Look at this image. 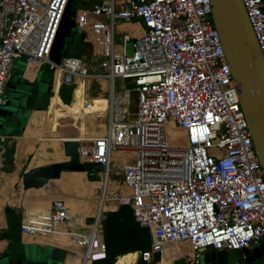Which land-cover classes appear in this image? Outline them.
Segmentation results:
<instances>
[{
    "label": "built area",
    "instance_id": "1",
    "mask_svg": "<svg viewBox=\"0 0 264 264\" xmlns=\"http://www.w3.org/2000/svg\"><path fill=\"white\" fill-rule=\"evenodd\" d=\"M69 1L0 0V104L20 58L31 82L48 65L52 95L56 86H73L80 78L90 81L88 93L98 85L95 96L110 100L105 129L84 146L76 143L75 151L78 161L95 171L94 181L104 183L96 194L120 176L117 191L106 188L104 199L116 206L75 221L65 200L55 198L45 220L26 222L24 210L20 235L66 236L67 247L55 246L77 264H92L107 257L106 214L128 206L134 221L149 230V246L134 252L133 264H156L153 255L159 253L161 261L172 246L180 247L172 263L185 264H201L209 249L264 246V171L210 1L100 0L77 8L73 23L88 52L54 62L50 55ZM241 2L264 61V0ZM123 24L142 32L118 30ZM29 65L32 78L25 76ZM99 77L105 78V89ZM115 77L133 79V113L129 91H123L126 103L114 92Z\"/></svg>",
    "mask_w": 264,
    "mask_h": 264
},
{
    "label": "water",
    "instance_id": "2",
    "mask_svg": "<svg viewBox=\"0 0 264 264\" xmlns=\"http://www.w3.org/2000/svg\"><path fill=\"white\" fill-rule=\"evenodd\" d=\"M209 1L212 22L219 33L227 64L237 86L241 108L248 122L253 146L264 171V61L241 0ZM68 5L62 24L68 17H74L68 9ZM71 20L72 24L69 28L74 27V18ZM69 34L58 33L56 48L53 52V55L57 58L65 56L68 52L69 43H66V37ZM25 85L30 84L27 82ZM30 86L32 87V84ZM50 87L51 84L47 87L48 91ZM36 92H34L33 87L29 92L15 87L12 90L13 100L6 103V106L11 107L8 108L9 110H3V115H0V125L16 124L19 121L18 118H21V112L35 100L41 90L37 89ZM29 116L30 113L28 118ZM28 118L21 131H23ZM70 143L74 144L75 142L68 140L64 142L65 154L68 157L70 155L66 148ZM1 156L0 153V166ZM88 168L87 164L80 163L78 160L37 166L28 170L22 177L23 186L25 189L34 187L37 185L39 178H59L63 170L86 172ZM25 209L24 205L20 203L15 208L7 206L4 209L7 227L0 229V242H4L0 250V264H58L63 262L64 257L68 254L65 250L44 245H37L34 248L35 245H25L20 242L19 226ZM115 216L117 217L116 214L110 213L107 221L111 223L112 227L110 236L105 238L107 245H109L107 257L92 264H113L118 256L141 250L149 243V230L147 228L139 227L134 222H112L111 218L113 219ZM87 217L90 218L91 216L85 218ZM263 255L264 246H261L254 249L210 251L204 253L202 258L208 264H255V260ZM59 256L60 259H57ZM153 261L156 264L160 262L159 253L153 255Z\"/></svg>",
    "mask_w": 264,
    "mask_h": 264
},
{
    "label": "bare ground",
    "instance_id": "3",
    "mask_svg": "<svg viewBox=\"0 0 264 264\" xmlns=\"http://www.w3.org/2000/svg\"><path fill=\"white\" fill-rule=\"evenodd\" d=\"M25 76L28 78L33 77L30 74H25ZM99 78L105 79L104 77ZM83 83H85L84 79L80 78L77 80L75 85H81ZM54 91L55 93L50 97L49 106L46 110H35L30 114L22 135L25 134L27 136H33L34 138H19L16 153V170L12 173L3 174L0 194L8 184L11 186L17 179L16 171L21 167L22 160L25 155L33 153V157L29 165L30 167L66 161L69 157L65 154L64 150L65 140L74 141L78 143L79 146H84L87 141L94 139L103 133L105 129V112L110 106V100L107 99L106 96H103L102 110L99 114L96 113L94 116V126H92L87 123V119H90L89 115L87 116V113H89V109L91 107L86 109L85 103L79 105L78 99L74 96V94L68 93L58 86L55 87ZM118 94L120 95L121 93ZM127 96V94H122L121 96L122 101L125 103L127 101ZM95 108L96 107L94 106V113L96 112ZM91 129L93 130V133L89 132ZM57 131L60 132L61 136L57 133ZM77 137H80L79 141H75L74 138ZM84 139L86 140L83 141ZM80 172L81 171L78 170H63L59 178H39L36 186L28 189L22 187L19 203L24 205L26 209L35 206L38 209L45 211V216L41 217V220L46 219L50 201L55 198L65 200L67 206L74 215L73 220L75 219V221H83L86 216L97 215L102 209H110L113 207L115 205L113 199H109L108 203H104V199L106 190L114 187L115 181L107 180L104 192L100 195L96 194V188H103L104 183L92 180V187L95 196L94 206L80 211L79 206L81 204L77 201H80L81 197L78 196L74 188V181L77 177H80ZM14 193L17 192L14 191ZM11 203L15 204L14 199H12ZM56 227L60 228L59 225ZM60 237L61 236L55 238L42 237V239L48 243L56 242L61 247L66 246L65 240ZM63 238H66V236ZM172 247L177 250L180 248L179 246ZM1 249L2 247L0 245V250ZM167 252L168 249L164 251L160 264H172L171 258L176 253H174L173 250H170L171 254H167ZM183 252H186V250H183ZM68 255L69 253L67 256ZM73 257L74 256H68L65 264H73L76 262L72 259Z\"/></svg>",
    "mask_w": 264,
    "mask_h": 264
},
{
    "label": "crops",
    "instance_id": "4",
    "mask_svg": "<svg viewBox=\"0 0 264 264\" xmlns=\"http://www.w3.org/2000/svg\"><path fill=\"white\" fill-rule=\"evenodd\" d=\"M119 29L120 30H127V31L131 32L132 34H140V32H142L141 31L142 28L140 30H138L137 27H135V31H134V26L130 25V24L120 25ZM84 44H86V43H84ZM86 50H88V47L86 48ZM15 65L16 64L14 63V67H15ZM25 74H30L32 76L34 75V70H33V66L32 65L28 66ZM21 76H22V79H24V81L32 83L31 81L25 80L24 71H22V75ZM99 84H100L102 89L103 88L105 89L107 82H106L105 79L99 78ZM89 85H90V81H87V82H85V83H83L81 85H75V86H77L76 87L77 89H80L82 91L81 92V94H82V103H88V104L94 105L93 103H95V102H99V101L102 102L103 99H104L103 98L104 95H102V93H100L97 96H88L89 93L87 91V88H88ZM51 96H52V93H51L50 97ZM50 97H49L48 105L44 106V107L43 106H37L38 102L34 100L33 103H32V107L29 108L30 114L33 111H35V110H46L47 107L49 106ZM102 104H103V102H102ZM33 105H36V106H33ZM35 107H40V108H36L35 109ZM18 124H19V122H17L16 124H11V125H7V126H1L0 125V153L2 155L1 156L2 157L1 166H0V186H1L2 179H3V174L12 173V172H14L16 170V153H17V147H18V144H19V138H34L33 136H27L25 134L22 135L23 131L21 132V134L15 132V130L18 129V128L22 129V127H20ZM57 133L61 136L60 132L57 131ZM67 139H69V138H67ZM74 139H75V141H79L80 137H77V138H74ZM10 148H13L12 154L9 151ZM9 156H11V159H9ZM28 156H29L28 167L22 173V169H23V166H24V160ZM32 157H33V153H29V154L24 156V158L22 160L21 167L16 171L17 179L15 180L14 183H12L11 186H10V184H8L5 187V189L3 190V192L0 194V229H5L7 227V218H6V215H5V212H4L5 207L9 206V207L15 208V207L18 206V203H19V200H20V197H21L22 185H23L22 177L25 175V173L28 170H30V169H32L34 167H37V166H33V167L29 166ZM68 160H71V156H69ZM68 160H66V161H68ZM61 162H63V161H61ZM39 166H41V165H39ZM80 173H82L83 175L81 177H77V179H75V181H74L76 187L80 185V182H79L80 179H82V178L83 179H85V178L88 179L85 171H81ZM88 180L90 181V185H88L87 189L86 188L83 189V190L80 189V188L76 189V192L78 194H80L81 199L82 200L86 199V201H87V202L82 203L79 206L80 211L86 210L89 207L92 208L94 206L95 196H94L93 187H92V184H91L92 180H90V179H88ZM17 185H19L21 189L20 188L19 189H15V187ZM86 186H87V184H86ZM14 191H16L17 193H14ZM12 199H14L15 204L11 203ZM114 207H115V205L113 207H111V208H114ZM24 215H25L24 218L26 219V222H29V221L36 220V218L37 219H41V217L45 216V211H42V210L38 209L35 206H32L29 209L25 210V214ZM50 238H55V237H50ZM60 238L65 240V244H66V246H62V247H67L69 245V243L66 240V238H63V237H60ZM20 242L22 244H25V245H28V244L29 245H44V246H48V247H53L55 249L64 250L62 248L56 247L55 246L56 244H54L56 242H51V243L45 242L42 239V237H32V236H29V235H21ZM3 243L4 242L1 241L0 245L2 246ZM170 250H173L174 253H177V249L176 248L170 247V248H168L167 254H171ZM68 256H73V255L69 253ZM67 257H65V261H64L63 264L66 263ZM135 258H136V253H134V252L124 253V254L118 256L113 264H133ZM172 258H171V262H172ZM174 263H172V264H174Z\"/></svg>",
    "mask_w": 264,
    "mask_h": 264
},
{
    "label": "rangeland",
    "instance_id": "5",
    "mask_svg": "<svg viewBox=\"0 0 264 264\" xmlns=\"http://www.w3.org/2000/svg\"><path fill=\"white\" fill-rule=\"evenodd\" d=\"M96 1L98 2L100 0H86V1L70 0L69 5H68V9L71 11V14L74 15V12L76 11L77 8H82L84 6H90L93 3H95ZM70 18L73 19L74 17L73 18L68 17L66 20H64L63 24H62V28L60 27L61 29L59 31L60 33H64V34L70 33L66 37V43H69V49H68V52L66 53V55H68V56L80 55L81 53H86V52H88V50H86L88 45L84 44L82 32L79 28H77L76 26L69 28L70 25L72 24V20ZM118 30H120V29H118ZM115 42L120 43L118 32L115 35ZM126 52L128 55L132 54V52H133L132 41H130L126 44ZM50 60L54 61V62H58L59 58H57L56 56L51 54ZM15 64H16L15 67H13V69L9 73L8 83L5 87V92H4V95L2 97V103L0 104V115H3V110H9L8 108L11 107V106H6V103H7V101L13 100L12 90L15 87L22 88L26 92L31 91L32 87L34 89V92H36L37 89L39 91L41 90L40 94L37 95V97H35V101L38 102V106H43V107L47 106L48 101H49V97L51 95V93L49 92L50 90L49 91L47 90L48 85L51 84V81H52V71L49 70L48 65H43L40 68V70L36 76V79L32 83L28 82L30 85L32 84V87H31L30 85H25L27 83V81H24V79H22V76H21L22 71H24V69H25V60L23 58L17 59L15 61ZM9 81H10V84H9ZM58 87L63 89L64 91H66L68 93L74 94V96H76L78 99L79 105L82 104V94H81L82 91L80 89H77L76 88L77 86L73 85V86H58ZM113 87H114L115 93H121L119 96H122V94H123L122 92L125 89H127L129 91V97H128V99H129V111L131 113H133L136 109V98H135V93L133 90L134 89L133 79H122L120 77H115L114 82H113ZM45 90H47L46 93L44 92ZM98 90H99L98 85H94L93 89L90 88L89 93L91 96H95L97 94ZM36 93H38V92H36ZM31 104L27 108H25V110L23 112H21V115H20L21 118H18L19 119L18 125L20 127L23 126L26 119L28 118V115L30 113L29 108L32 107ZM93 104L96 107L95 113L99 114L102 110V105H103L102 102L99 101V102H95ZM34 106H36V105H34ZM15 132L21 134L22 131L20 128H18L15 130ZM69 152L72 154L75 153V145H73V144L69 145ZM28 162H29V156L24 160V166L22 169V173L25 169H27ZM87 174L88 173L86 172V175ZM112 179L115 181V186L112 187L111 189L117 191V189H118L117 186L119 185L118 182H120V176L119 175L114 176V177H112ZM86 184H87V186H86ZM91 184L93 185L92 182H91ZM88 185H90V181L87 178H85L83 180L84 189L85 188L87 189ZM22 187H24V186L22 185ZM19 188H20L19 185H17L15 187V189H19ZM111 229H112L111 223L107 222L106 231L109 230V232H110ZM107 236L109 237L110 235H107ZM148 246H149V243L146 247H148ZM33 247L36 248L37 245H35ZM254 263L255 264H264V255L261 258L256 259ZM58 264H63V262H59ZM100 264H102V263H100ZM174 264H185V263L183 260H178V261H175ZM201 264H208V263H205L203 258H202Z\"/></svg>",
    "mask_w": 264,
    "mask_h": 264
},
{
    "label": "trees",
    "instance_id": "6",
    "mask_svg": "<svg viewBox=\"0 0 264 264\" xmlns=\"http://www.w3.org/2000/svg\"><path fill=\"white\" fill-rule=\"evenodd\" d=\"M9 84H10V81H9ZM31 105H32V104H31ZM33 106H34V105H33ZM36 108H39V107H35V109H36ZM42 109H43V108H42ZM70 144H72V143H70ZM70 144H69V145H70ZM69 145L67 146L66 150H67V152L69 153V155L71 156V160H70V161H76V160H78V159H77V156H76V151H75L74 154H72V153L69 152ZM73 145H75V148H76V142H75ZM9 151H10L11 154H12L13 148H10ZM10 152H9V153H10ZM9 159H11V156H9ZM88 166H89V165H88ZM87 173H88V174H87L88 179H90V180H95V179L97 178L95 171H92V169H91L90 166H89V168H88ZM110 213H114V214L117 215V217L115 216L113 219L111 218V221H112V222L117 221V222H127V223L134 222V223H136V222L134 221L133 217H132L131 209H130L128 206H122V207H120L117 211L108 212V213L106 214V218H105V220L103 221L105 238L108 237L107 235H110V233H111V231H112V229H111L110 232H109V230L106 231V225H107V221H108V218H109L108 216H109ZM138 226H139V225H138ZM139 227H140V226H139ZM142 228H143V227H142ZM108 248H109V245H108ZM145 248H146V247H145ZM138 264H142V263H138ZM143 264H144V263H143Z\"/></svg>",
    "mask_w": 264,
    "mask_h": 264
},
{
    "label": "flooded vegetation",
    "instance_id": "7",
    "mask_svg": "<svg viewBox=\"0 0 264 264\" xmlns=\"http://www.w3.org/2000/svg\"><path fill=\"white\" fill-rule=\"evenodd\" d=\"M83 104H84V103H83ZM85 104H86V106H85L86 109L89 108V107H91V108L89 109V113H87V116L89 115L90 119H92V120L87 119V123H89V124H91L92 126H94V125H93V118H94V116L96 115V113L93 112V107H94V105H92V104H88V103H85ZM88 121H89V122H88ZM89 126H90V125H89ZM92 131H93V130L91 129V131H89V132H90V133H93ZM91 136H92V135H91ZM85 140H86V139H84L83 141H85ZM82 175H83L82 173H79V176H80V177H81ZM83 180H84L83 178L79 180L80 185L77 186V187H76V185H75V183H74V186H75L74 188H75V190H76L77 188H80V189H82V190L84 189V186H83ZM77 194H78V193H77ZM78 196L81 197L80 194H78ZM77 202H80V204H82V203L87 202V201H86V199H83V200H82V199L80 198V201H77ZM36 220H37V218H36ZM104 236H105V234H104ZM54 244L59 245V244H57V243H54ZM59 246H60V245H59ZM210 251H212V250L209 249V250H207L206 252H210ZM206 252H205V253H206ZM57 259H60V256H59ZM72 259L76 261V262H74L73 264H77V263H78V260H77V259H75L74 257H73ZM38 264H42V263H38Z\"/></svg>",
    "mask_w": 264,
    "mask_h": 264
}]
</instances>
